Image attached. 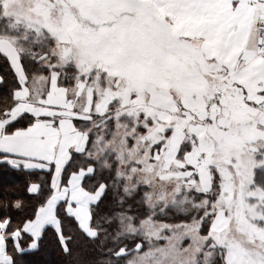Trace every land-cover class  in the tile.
<instances>
[{"label":"snow or ice","instance_id":"snow-or-ice-1","mask_svg":"<svg viewBox=\"0 0 264 264\" xmlns=\"http://www.w3.org/2000/svg\"><path fill=\"white\" fill-rule=\"evenodd\" d=\"M53 251L264 264V0H0V264Z\"/></svg>","mask_w":264,"mask_h":264},{"label":"trees","instance_id":"trees-1","mask_svg":"<svg viewBox=\"0 0 264 264\" xmlns=\"http://www.w3.org/2000/svg\"><path fill=\"white\" fill-rule=\"evenodd\" d=\"M33 262V264H44V262H47V264H57V257L53 252H49L45 255L38 254L36 257L30 258Z\"/></svg>","mask_w":264,"mask_h":264}]
</instances>
